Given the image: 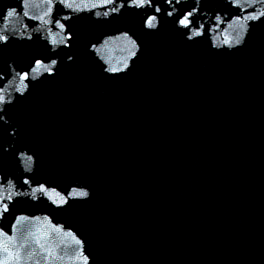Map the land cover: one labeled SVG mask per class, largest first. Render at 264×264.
I'll return each instance as SVG.
<instances>
[{"label":"snow or ice","instance_id":"obj_1","mask_svg":"<svg viewBox=\"0 0 264 264\" xmlns=\"http://www.w3.org/2000/svg\"><path fill=\"white\" fill-rule=\"evenodd\" d=\"M61 4H64L67 8L73 9L74 11L81 10V7L83 8H95L97 5L96 4H91L89 5L88 3H84L83 5L81 4H74L73 2H69V0H59ZM177 3H179V0H176ZM47 3L49 5L48 12L50 13L52 11V6H54L55 0H47ZM166 3L168 5H173V0H166ZM231 3L235 5L237 8H239V3L238 0H231ZM108 4H116V0H103V5H108ZM120 9H125L126 11H129L133 13L134 15L140 16V22L143 27L146 29L152 30L156 29L159 23L160 19H163L165 16L166 17H172V20L170 21L172 24L176 25L178 27V30H188L191 31L193 36L196 35H201L202 33H198L193 25L195 24V16L194 14L198 12L200 9L196 6L192 7L191 10H185V9H179L177 10L175 6L173 5V10L169 11L167 8L163 10L164 16H161L158 18L156 13H161V7L159 3H153V0H119V5L115 6L112 8L113 12H119ZM149 9H151V14H149ZM139 10V11H137ZM14 9L8 11L7 15L12 16L14 14ZM174 12H178L177 15H173ZM108 12H105L104 15L108 16ZM97 17H99L101 14L99 12L95 13ZM67 18V17H66ZM217 20H220V17L217 15L216 17ZM259 20L261 23H264V11H261L259 13H255L254 15H249L247 17H237V20ZM57 26L60 29H66V25L64 23H60L59 21H56ZM247 29V24L242 23L240 24V33L236 39V44H240L242 38L245 35V31ZM123 36L128 39V42L130 44V49H129V55L132 57H135L137 54V49H138V44L135 39H132L127 32L123 33ZM73 39V33L69 31L67 33V40H72ZM189 39H192L190 36ZM61 43H63L66 47H71L72 45L67 44L66 40H61ZM53 44L57 43L55 39L52 41ZM107 43V42H105ZM9 46V37L8 35H0V50L3 48H6ZM95 48V45H93ZM99 51V49H97ZM68 60H72L73 56L68 55L67 57ZM48 60L49 63H45L44 61ZM32 62L34 63L35 66L37 67H43L45 71L48 72V74L51 76L54 74L53 72V66L57 65L58 61L57 59H53L51 57H33ZM31 67V65L29 66ZM123 67L126 69L128 67V61H124ZM13 72H15V69H12ZM2 71V69H0ZM31 71H36V68H31ZM106 71H109L111 73H117L120 71V69L116 67H112L109 69H106ZM16 76L19 77L20 79V86L18 88V91L23 95L24 91L28 88V84L25 83V81L30 82V71H25L24 69H20L19 72H15ZM3 89H0V133L4 131V125L7 123L5 120V116L7 115L8 109L5 107V105H10L11 101L5 97V95L2 94ZM2 148V146H0ZM28 161H32L33 157L28 156L27 157ZM25 183H29L30 181L25 179ZM47 189L45 188L44 185H40V191H46ZM72 197H87L89 193L87 191H73L70 193ZM12 200L11 194H9L7 197H0V216L3 215V213L8 212L9 209V204L6 201ZM58 205H64L68 203V200L66 197L60 196L56 201ZM27 219L26 217L21 216L19 220H25ZM19 222V221H18ZM71 234V233H69ZM0 235H7L6 233H3V230L0 229ZM36 243L40 245V247L43 249L44 245L40 243L39 238L36 239ZM76 244L81 245L83 244V241L80 239H76ZM27 247V239L25 240V243L22 245L18 246L17 251L15 252H9V249L7 247L3 248V251L8 253L9 257L11 260L5 259V260H0V264H21V261L23 259L21 255L22 249ZM45 251L49 252V255H51V251L48 249H45ZM31 255V254H30ZM88 256H84V264H88ZM39 264V262H37Z\"/></svg>","mask_w":264,"mask_h":264}]
</instances>
